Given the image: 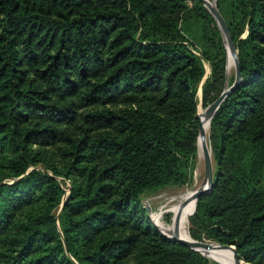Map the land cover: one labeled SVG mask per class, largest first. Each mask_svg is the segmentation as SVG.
I'll use <instances>...</instances> for the list:
<instances>
[{"label": "trees", "instance_id": "trees-1", "mask_svg": "<svg viewBox=\"0 0 264 264\" xmlns=\"http://www.w3.org/2000/svg\"><path fill=\"white\" fill-rule=\"evenodd\" d=\"M218 7L235 85L204 0H0V264H223L145 203L193 180L202 80L205 106L233 87L190 236L264 264V0Z\"/></svg>", "mask_w": 264, "mask_h": 264}, {"label": "water", "instance_id": "water-1", "mask_svg": "<svg viewBox=\"0 0 264 264\" xmlns=\"http://www.w3.org/2000/svg\"><path fill=\"white\" fill-rule=\"evenodd\" d=\"M205 5L210 9L212 14L215 16L216 20L218 21V24L221 28L223 38L226 44L227 48V70L228 68V56L229 52H232L234 55V66H235V72H236V80L233 85H235L237 82H239L242 79V71L240 66V59H239V49L236 46V43L234 42L232 33L230 31L229 25L224 18L223 14L221 13L219 7H218V0H204ZM232 86H227L223 92L220 94L218 98H216L211 104H209L206 109L203 111L204 117L209 121V126L211 125L212 117L214 116L217 108L219 107L220 103L226 98L230 90L232 89ZM200 114V112H198ZM202 140V146H203V161H204V180L202 184L194 190V197H195V207L197 204L198 197L205 191H208L210 187L213 184L214 181V162H213V155H212V149H210L208 143H207V132L204 130L203 127V118L200 116V133L198 137V146L199 142ZM199 152V149H198ZM148 210L149 207L147 206ZM150 213V211H149ZM156 222V221H155ZM156 224L161 228V226L156 222ZM161 230L167 234L170 237H173L177 239L178 241L185 243L192 247L193 249H196L206 256L217 260L223 264H230L229 262L220 259L216 256H209L206 251H213L216 249H230L233 251V261L235 264H244L245 260L240 256L237 247L234 244L229 243H220L217 241H211L207 239H196L192 235L191 239L183 237L178 230H175L173 233H167L162 228Z\"/></svg>", "mask_w": 264, "mask_h": 264}, {"label": "rangeland", "instance_id": "rangeland-1", "mask_svg": "<svg viewBox=\"0 0 264 264\" xmlns=\"http://www.w3.org/2000/svg\"><path fill=\"white\" fill-rule=\"evenodd\" d=\"M234 59L231 55H229V69L228 74L232 75L235 72V66ZM204 80H202L199 90H198V96H199V108L198 114L199 118L204 113L203 111L206 109V107L202 103V83ZM203 118V117H202ZM204 125L206 127V130L208 129L209 122L204 120ZM209 134H210V126L207 133V138L209 141ZM202 144V143H201ZM209 145L210 141H209ZM211 149V148H210ZM204 180V161H203V155L202 151L200 149V153L198 152V160H197V167L195 169L193 180L185 184L179 189H163L159 190L155 193L149 194L145 198V203L149 207L150 216L154 221H156L162 229H164L167 233H171V230H175L176 227V221L178 217V211L182 205V203L194 193V190L198 188ZM166 222H171V225H167ZM190 225V223H189ZM180 226L182 227V233L185 238L189 237V227L186 221V215L182 219V223L180 220ZM182 235V236H183ZM215 241V240H211ZM227 262L230 264H233V255L230 252H222L220 254ZM245 264V263H244Z\"/></svg>", "mask_w": 264, "mask_h": 264}, {"label": "bare ground", "instance_id": "bare-ground-1", "mask_svg": "<svg viewBox=\"0 0 264 264\" xmlns=\"http://www.w3.org/2000/svg\"><path fill=\"white\" fill-rule=\"evenodd\" d=\"M229 55H231L232 57H233V59H234V55H233V53L232 52H229ZM228 58H229V56H228ZM202 117H203V127H204V130H206V127H205V125H204V120H206L207 122H209L205 117H204V115H202ZM202 140H200V142H199V147H200V149H201V151L203 152V146H202ZM207 143H208V141H207ZM195 203V197H194V193L192 194V195H190L183 203H182V205H181V207H180V209H179V211H178V217H177V221H176V227H175V230H178L179 232H180V234L181 235H183V233H182V227L180 226V220H181V223H182V219H183V217L186 215V213H187V211L190 209V207L193 205ZM174 230V231H175ZM173 231V232H174ZM183 237H184V235H183ZM189 239H191V236H190V234H189ZM230 252V253H232V255H233V251L232 250H230V249H216V250H213V251H206V253L209 255V256H216V257H219L220 259H222V260H225L220 254L222 253V252ZM226 261V260H225ZM233 264H235L234 263V261H233Z\"/></svg>", "mask_w": 264, "mask_h": 264}]
</instances>
